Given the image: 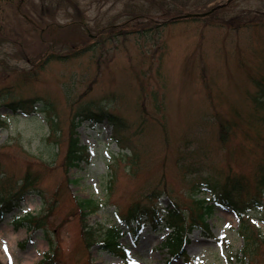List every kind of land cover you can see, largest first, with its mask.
I'll use <instances>...</instances> for the list:
<instances>
[{
    "label": "rangeland",
    "instance_id": "obj_1",
    "mask_svg": "<svg viewBox=\"0 0 264 264\" xmlns=\"http://www.w3.org/2000/svg\"><path fill=\"white\" fill-rule=\"evenodd\" d=\"M77 2L83 18L73 25H66L77 17L67 0H25L21 13L14 3H0V115L6 122L0 126V194L17 190L27 174L36 186L0 223V264L41 259L48 250L43 231L29 236L27 221L14 227L13 219L39 217L48 204L53 211L44 223L58 247L55 264H251L241 256L240 222L227 206L206 209L208 227L189 234L186 260L170 255L168 231L149 226L136 234L121 225L124 257L100 245L87 250L76 200L95 201L97 210L85 219L101 233L150 191L160 192V207L176 201L189 215L201 176L223 183L243 175L253 190L263 156L257 142L264 137V107L253 102L252 79L264 78V0H153L150 13L151 0ZM132 6L143 16L129 21L138 15ZM197 7L218 8L150 28L178 11L201 12ZM52 19L61 25H48ZM20 99L39 100L44 113L41 107L29 115L12 112L6 104ZM84 104L103 107L125 124L114 131L107 119L82 122L75 132L84 154L67 168L71 118ZM219 119L233 124L224 145ZM199 191L196 199H209L208 190ZM247 216L264 218V196ZM257 255L252 264H264V246Z\"/></svg>",
    "mask_w": 264,
    "mask_h": 264
},
{
    "label": "trees",
    "instance_id": "obj_2",
    "mask_svg": "<svg viewBox=\"0 0 264 264\" xmlns=\"http://www.w3.org/2000/svg\"><path fill=\"white\" fill-rule=\"evenodd\" d=\"M14 3L17 5V10L21 13V5L25 0H0V3ZM68 5L75 10L77 17L67 23L66 25H72L77 23L79 20H82L83 13L81 12L77 0H67ZM151 8H147L148 13L151 12L152 8H155V2L151 0ZM131 11L133 14L129 17L131 19H136L142 14L137 13V8L132 6ZM158 8V7H157ZM195 9L194 11H201L203 8ZM188 11V10H186ZM186 11H178L173 16H170L168 20L155 23L152 27L154 29H159L160 27L165 26L169 23H175L182 19H193L196 17H183L179 18ZM53 17V16H51ZM68 17L71 15L68 14ZM58 20L52 19L48 25H54L55 27L61 25L58 23ZM128 22V21H127ZM61 23V22H60ZM119 34H122V30L119 31ZM264 80V78H263ZM261 79L253 78V84L256 85L258 90V95L253 98V102L256 107H264V81ZM38 100L35 99H20L16 101H11L7 104L12 111L18 109L23 112L30 113L36 110V103ZM43 110V109H41ZM0 116V126L4 125L5 122L1 119ZM103 119H107L114 128H122L125 122L118 116L106 111L103 107L94 109L91 104L81 105L77 108L71 118L70 123V133L68 138L67 149L64 156V164L67 166H76L81 157L84 154V149L79 146L78 138L75 132V129L83 120H94L100 122ZM219 119V141L221 144H225L231 136V128L233 124L228 121ZM52 122V119H51ZM263 123V124H262ZM264 128V115L260 121ZM262 130L264 131V129ZM260 145V149L263 151V156L260 158V161L255 167L254 178H253V190L249 188L246 178L243 175L238 177H226V181L223 183H218L210 177L201 176L196 183L193 185V194L192 201L189 203L188 210L190 214L188 215L184 209H182L178 203L172 202V207L168 206L167 208H162L159 206L157 199L160 198L159 191H150L145 197L144 202H134L129 205L126 211L121 214L120 222L126 223L127 225L135 223L139 225L141 220L144 218L147 224H150L153 230L158 228L167 229L170 233L167 235L165 245L169 248L170 254L179 257L184 252V245L188 241V234L198 225L201 227L206 226L205 224V214L207 213L206 209H211V205H205V201L201 199H196L194 194L199 192V188H206V190L211 192L212 201H215L220 204L231 206L238 214L241 223L239 234L244 240V247L241 255L245 258H249L251 264L253 263L255 257H257V251L260 247L264 246V235L261 234L259 227L256 223L250 221V218H246V210L251 209L255 206H258L262 202V197L264 195V137H262L257 142ZM192 169V168H191ZM1 173V171H0ZM68 182H71L68 180ZM34 178L30 177L27 174L21 181L18 189L15 191L8 192V195L0 194V221L3 217L11 212L14 207L19 205V202L22 200L23 196L27 192L35 190L36 186L34 185ZM1 191V190H0ZM252 191V192H251ZM251 192V193H250ZM76 208L81 215L82 223V237L84 242V247L89 250L95 245H100L104 249H110L111 251L119 250L118 239L121 236V229L119 225H112L106 227L102 230L101 233L98 230L93 229L86 221V216L90 212L97 210L98 205L92 199H81L76 200ZM46 213L41 214L39 217H32L28 214L25 217V221L32 224L33 229H42L44 231V236L47 242L50 245V250L44 256V258L37 264H55L58 257V247L55 242H53L52 234L50 235L48 229L45 226V217L50 215L53 211V206L49 205L46 208ZM44 217V218H43ZM23 221V220H22ZM20 221V222H22ZM56 233L57 228L52 229ZM50 237H49V236ZM52 240H51V239ZM241 259V258H239ZM234 264V263H231ZM243 264V261L241 262ZM248 264V263H247Z\"/></svg>",
    "mask_w": 264,
    "mask_h": 264
},
{
    "label": "bare ground",
    "instance_id": "obj_3",
    "mask_svg": "<svg viewBox=\"0 0 264 264\" xmlns=\"http://www.w3.org/2000/svg\"><path fill=\"white\" fill-rule=\"evenodd\" d=\"M9 235H10V238H13V237H14V235H13L12 232H10ZM31 257H33V254H32V253H29V254L27 255V262H29V259H30Z\"/></svg>",
    "mask_w": 264,
    "mask_h": 264
},
{
    "label": "water",
    "instance_id": "obj_4",
    "mask_svg": "<svg viewBox=\"0 0 264 264\" xmlns=\"http://www.w3.org/2000/svg\"><path fill=\"white\" fill-rule=\"evenodd\" d=\"M209 13V12H208ZM207 13V14H208ZM203 15H205V14H199V15H193V14H188V16H203Z\"/></svg>",
    "mask_w": 264,
    "mask_h": 264
}]
</instances>
